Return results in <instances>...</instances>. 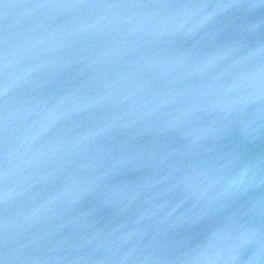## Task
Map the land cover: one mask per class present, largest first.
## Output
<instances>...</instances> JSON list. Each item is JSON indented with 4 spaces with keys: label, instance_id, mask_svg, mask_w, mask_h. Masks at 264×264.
<instances>
[{
    "label": "water",
    "instance_id": "obj_1",
    "mask_svg": "<svg viewBox=\"0 0 264 264\" xmlns=\"http://www.w3.org/2000/svg\"><path fill=\"white\" fill-rule=\"evenodd\" d=\"M0 264H264V0H0Z\"/></svg>",
    "mask_w": 264,
    "mask_h": 264
}]
</instances>
